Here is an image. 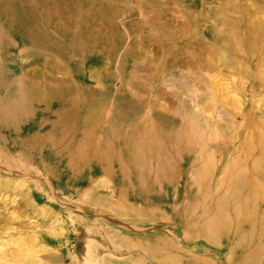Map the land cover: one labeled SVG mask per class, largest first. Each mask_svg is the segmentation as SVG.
<instances>
[{
  "label": "rangeland",
  "instance_id": "374dc122",
  "mask_svg": "<svg viewBox=\"0 0 264 264\" xmlns=\"http://www.w3.org/2000/svg\"><path fill=\"white\" fill-rule=\"evenodd\" d=\"M83 218L98 264H264V0H0V264Z\"/></svg>",
  "mask_w": 264,
  "mask_h": 264
},
{
  "label": "bare ground",
  "instance_id": "6f19581e",
  "mask_svg": "<svg viewBox=\"0 0 264 264\" xmlns=\"http://www.w3.org/2000/svg\"><path fill=\"white\" fill-rule=\"evenodd\" d=\"M60 202V201H59ZM100 206L96 205L95 212H99L101 221L106 222H114V219L110 217L109 213L105 210V202L103 199H100ZM104 208V209H103ZM81 212V211H80ZM109 215V216H108ZM96 216V215H95ZM97 217V216H96ZM101 221L95 220L92 221V225L88 224L89 219H80L78 221L79 224L74 225L75 233H79V246L76 248L77 252L75 255V259L79 262V264H98L101 262V260L104 258L101 255L102 250L108 251L107 255H114V257H117L116 254H118V250L114 247L112 240L106 235L105 233V226L101 225ZM86 224V225H85ZM58 225V224H57ZM120 227L126 229V230H136L134 227L130 225H125L120 223ZM60 227V234L62 237H64V233H67V227L63 224L59 225ZM80 230V232H77V230ZM102 235V237H101ZM69 236L67 238H64L65 240H68ZM101 244H100V243Z\"/></svg>",
  "mask_w": 264,
  "mask_h": 264
}]
</instances>
